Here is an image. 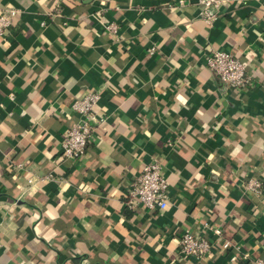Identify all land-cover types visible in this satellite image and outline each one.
<instances>
[{
    "label": "crops",
    "instance_id": "1",
    "mask_svg": "<svg viewBox=\"0 0 264 264\" xmlns=\"http://www.w3.org/2000/svg\"><path fill=\"white\" fill-rule=\"evenodd\" d=\"M197 1L0 0L15 10L0 36V264L264 258V0H224L211 23ZM210 49L239 57L253 86L218 81ZM90 90L93 138L62 158L71 100ZM152 159L168 205L131 208L125 190ZM250 177L261 193L244 189ZM184 230L217 245L183 255Z\"/></svg>",
    "mask_w": 264,
    "mask_h": 264
},
{
    "label": "built area",
    "instance_id": "2",
    "mask_svg": "<svg viewBox=\"0 0 264 264\" xmlns=\"http://www.w3.org/2000/svg\"><path fill=\"white\" fill-rule=\"evenodd\" d=\"M222 1L224 0H198L199 15L207 23H211L218 16V7ZM14 13V9H9L0 14V36L7 31L10 18ZM106 29L114 35L117 33V26L114 23L106 24ZM205 65L218 81L227 86L248 89L254 84L252 77L246 71L244 62L228 51L210 49L205 56ZM98 100L99 92L95 90L73 97L71 100L70 107L78 118L61 136L60 156L62 158L78 160L85 153L95 131L93 109ZM243 186L246 191L259 194L262 190V181L250 177ZM168 193V182L161 163L158 159H152L143 164L141 171L130 181L124 194L126 204L131 208L138 205L147 209L164 210L168 205ZM203 226V230L211 231L215 237L221 236L219 227L208 223H204ZM216 245L215 239L211 240L202 232L184 230L179 239V252L183 255L203 258L208 256ZM228 246L227 241L221 243L222 248ZM243 257L245 258L246 255ZM234 259L235 256H231L230 261ZM252 264H264V258H254Z\"/></svg>",
    "mask_w": 264,
    "mask_h": 264
}]
</instances>
